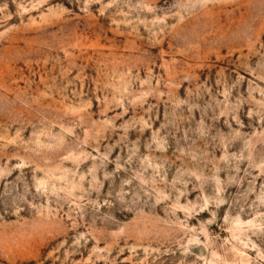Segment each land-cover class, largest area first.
<instances>
[{
  "label": "rangeland",
  "instance_id": "obj_1",
  "mask_svg": "<svg viewBox=\"0 0 264 264\" xmlns=\"http://www.w3.org/2000/svg\"><path fill=\"white\" fill-rule=\"evenodd\" d=\"M0 264H264V0H0Z\"/></svg>",
  "mask_w": 264,
  "mask_h": 264
}]
</instances>
